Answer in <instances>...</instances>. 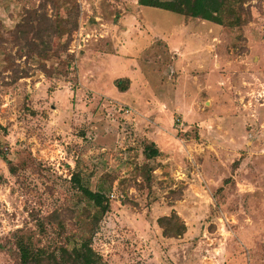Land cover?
<instances>
[{"label": "rangeland", "instance_id": "rangeland-1", "mask_svg": "<svg viewBox=\"0 0 264 264\" xmlns=\"http://www.w3.org/2000/svg\"><path fill=\"white\" fill-rule=\"evenodd\" d=\"M135 3L0 0V264H22L20 237L47 255L87 237L108 264H264V0L244 3L238 27L209 23L216 122L176 128L166 154L151 160L140 152L143 141L128 138L135 132L120 105L95 97L79 78L95 17L113 19ZM140 6L163 31L181 17ZM151 81L158 99L173 94L170 81ZM189 114L199 122L206 113ZM72 172L108 197L96 227ZM172 210L186 231L165 238L157 218Z\"/></svg>", "mask_w": 264, "mask_h": 264}, {"label": "crops", "instance_id": "crops-1", "mask_svg": "<svg viewBox=\"0 0 264 264\" xmlns=\"http://www.w3.org/2000/svg\"><path fill=\"white\" fill-rule=\"evenodd\" d=\"M135 2L130 10L122 8L118 15L114 13L113 19L109 20L108 14L107 18L95 17L99 22L90 29L96 33L94 45L82 51L79 78L82 75L84 87L90 89L95 97L115 106L128 105L129 112L120 114L130 124L129 130L135 132L128 138L132 144L143 140L154 143L159 151L157 158L163 156L161 153L166 154L170 144L175 142L176 128H202L201 124L213 125L211 121L216 122L211 111L217 106L211 96V90H214L213 25L180 14L174 31H163L145 17L137 0ZM177 30L179 34L173 36ZM106 65L110 73L108 79L104 76ZM163 66H169L167 73ZM162 69L164 76L157 73ZM156 74L162 82L170 81L174 90L169 96L171 98L161 100L152 92L151 77L156 78ZM223 77L221 75L219 80ZM116 79L124 80L122 84L126 88L123 91L117 88ZM102 85L103 90L100 88ZM201 102L204 108H201ZM169 104L173 105L172 109ZM218 107L223 111L224 107ZM191 110L207 115L197 122L189 117ZM227 111L217 112L216 117L223 118L220 116ZM201 132L199 130L200 137L203 136Z\"/></svg>", "mask_w": 264, "mask_h": 264}, {"label": "trees", "instance_id": "trees-1", "mask_svg": "<svg viewBox=\"0 0 264 264\" xmlns=\"http://www.w3.org/2000/svg\"><path fill=\"white\" fill-rule=\"evenodd\" d=\"M247 0H137L139 5L156 7L178 13L190 18H199L209 23L221 26L238 27L246 19H243L244 3ZM234 2L236 5L234 6ZM17 27H23L17 24ZM37 46V44H34ZM49 50L45 46L42 52ZM124 80L116 79L117 88L123 91L126 85ZM142 154L146 160H151L159 155L158 149L152 142L143 140ZM70 181L76 187L79 194L89 203L95 211L91 215L93 227H96L102 216L109 210V200L103 189L92 190L87 184H84L78 173L72 172ZM157 223L161 228V235L165 238H175L184 234L186 225L178 213L172 210L169 214L161 215L157 218ZM91 239L81 237L80 239H71L69 245L59 246L53 253L43 254L32 251L30 243L18 238L16 247L18 250L20 262L22 264H43L44 259L48 264H108L102 256L93 249Z\"/></svg>", "mask_w": 264, "mask_h": 264}, {"label": "built area", "instance_id": "built-area-1", "mask_svg": "<svg viewBox=\"0 0 264 264\" xmlns=\"http://www.w3.org/2000/svg\"><path fill=\"white\" fill-rule=\"evenodd\" d=\"M119 109H120V111H123L124 113H128V112H129V110H130L128 107H125V106H123V105H122V106H120V108H119Z\"/></svg>", "mask_w": 264, "mask_h": 264}]
</instances>
